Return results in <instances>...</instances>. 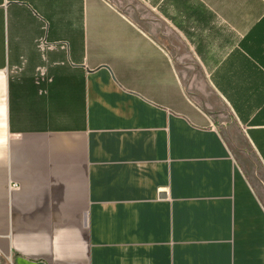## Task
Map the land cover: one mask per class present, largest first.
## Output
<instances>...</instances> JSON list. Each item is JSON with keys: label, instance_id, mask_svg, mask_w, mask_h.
I'll return each instance as SVG.
<instances>
[{"label": "crops", "instance_id": "crops-1", "mask_svg": "<svg viewBox=\"0 0 264 264\" xmlns=\"http://www.w3.org/2000/svg\"><path fill=\"white\" fill-rule=\"evenodd\" d=\"M0 251L264 264V0H0Z\"/></svg>", "mask_w": 264, "mask_h": 264}, {"label": "built area", "instance_id": "built-area-1", "mask_svg": "<svg viewBox=\"0 0 264 264\" xmlns=\"http://www.w3.org/2000/svg\"><path fill=\"white\" fill-rule=\"evenodd\" d=\"M14 186H16V184ZM0 264H15V262L14 260L12 261L10 255H5L0 251Z\"/></svg>", "mask_w": 264, "mask_h": 264}]
</instances>
